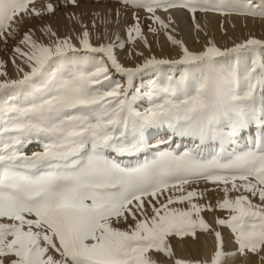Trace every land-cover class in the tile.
<instances>
[{"label":"snow or ice","instance_id":"1","mask_svg":"<svg viewBox=\"0 0 264 264\" xmlns=\"http://www.w3.org/2000/svg\"><path fill=\"white\" fill-rule=\"evenodd\" d=\"M63 2L79 6L78 0ZM119 3L143 10L149 32L164 29L180 49L178 58L152 55L135 66L120 61L116 49L126 43L139 39L151 48L133 11L126 41L114 33L115 39L93 44L81 23L76 44L46 26L42 31L55 37L49 43L29 29L12 48L16 78L0 61V264H158L152 253L173 264H223L237 254L264 264V39L249 37L224 49L209 40L191 51L167 31L172 16L166 22L157 15L158 9L184 8L194 23L197 11L264 17V0ZM57 7L0 0V39L7 43L26 18ZM148 73L151 78L136 86ZM253 125L258 131L243 150L228 151ZM154 129H165L166 139L150 143ZM177 136L190 137L191 145L173 149ZM33 142L40 150L28 154ZM145 150L151 159L120 162ZM200 181L224 194L215 209L227 214L215 218L216 227L201 215L213 205L194 202L204 192L186 187ZM220 227L230 229L235 250L224 249ZM198 230L214 235L210 259L174 258L170 238L197 239Z\"/></svg>","mask_w":264,"mask_h":264},{"label":"rangeland","instance_id":"2","mask_svg":"<svg viewBox=\"0 0 264 264\" xmlns=\"http://www.w3.org/2000/svg\"><path fill=\"white\" fill-rule=\"evenodd\" d=\"M45 2L52 3L54 5L59 3V7H57L55 9V11L53 13H51V14H43L40 17L26 18L23 21L22 24H19L17 26L19 34H17L14 39L13 38H9L7 40V43H5V41L3 39H0V61L4 62L3 70L7 72L9 78H16L15 74H13L14 72L12 71L13 68L15 67V65L12 63V55H13L12 48L15 46V44L21 38L23 32L28 31L29 29H31L34 39H36L38 41H42L44 43H49L50 40L55 39V37H51L49 33H47L46 31H42V29H44L46 26L47 27L51 26V29L54 31V29H53V27L51 25V21L52 20L54 21L55 18L58 19L61 14L62 15L68 14L69 12L71 13L74 10L73 11L74 14H73V12L71 14L75 15L76 17L79 18L77 20H74V22H73L74 28L76 29V32H77L76 36H78L80 34V32H81V23H82L81 19L82 18L79 15H77V14H79L77 12H80L81 8L85 7V6H95V7H97V10H98L99 14H102V13L105 14L107 12V9H108V13H109V14L107 13L108 14V21H109L108 24L103 23V21L101 20V24L100 25H96L95 28H93L92 25L88 27L89 31L91 33V42L93 44H98L100 42H108L110 40L115 39L114 33H119L121 39L126 41L127 40V36H126L125 29H126V27L128 25H130V24H132L134 22L133 19H132V12L136 11L139 14L140 20H141V24H142V29L144 31V34L147 36V38L149 40L151 48L149 49L148 47H145L143 45V43L139 39H136L134 43H126V46H125L124 49H122V50L121 49H116L118 58L120 59V61L125 66H135L136 63L142 62L145 57H150L152 55H155L157 58H168V59L178 58L177 56H179V54L176 57H172L171 56V52L174 51V50L178 51L179 47L177 45L171 44L168 41L167 36L165 35V30L164 29H160L159 32L155 33V34L149 32L148 28H147V25L150 24L151 21L146 18V13L143 10H141V9L125 8L123 5H121L119 3V0H78V2H79V6L78 7H74V6H71V5H65L63 0H37V7H40ZM103 5L105 6L104 9H103V12H100L99 10H100V8ZM77 9L79 11H77ZM174 9L179 10V11L182 12L184 19L186 20V22L190 26L196 27V25L198 24L200 31L203 29L202 26H201V23H200L204 19L203 17L204 16H208V15L209 16L215 15L216 23H217V21H220L217 24H220V26H221L222 30H221L220 34H222V35L225 32V24H224L225 20L222 17L226 18L227 16L232 15V16H236V17H239V18H243L242 21L237 20V22L239 24L242 23L241 25H243V26H245L247 24L245 19L253 20V21H251L252 24H257V23H260V22L264 21V17L259 16V15H255V16L248 15V14L241 15V14H239L237 12L221 14L219 12H200V11H197L195 13V23H194L193 22V14L189 13L187 11V9H184V8H174ZM117 10L119 11V16H117ZM158 10L160 12H165V11H163L161 9H158ZM169 10H172V9H169ZM59 12H60V14H59ZM114 18H118V22H120V26H117V27L115 26V28H114L113 25L111 26L112 20ZM161 18L164 19L167 22L168 16L161 17ZM221 19L223 21H221ZM77 21L80 22V24L77 23ZM121 22H122V24H121ZM173 25H174V19L172 18V23H171L169 29H167V31L170 34H172L176 39L182 40L184 42V44L188 48L191 46V48H189V50H191V51H200V50H202L208 44L209 40L214 42L217 47H220L221 49H224V48H230V47L234 46L236 43H241L244 40L248 39L249 37H253V38H256V39H264V33L261 34L258 31H257V34L255 36H253V35H247V36H244V37L240 36L239 37L240 39L231 36V38H233V40L230 41L228 39L227 42L230 41V43L227 44V46L225 44V46L223 47L224 43L217 42V40H214L216 38V34H214L213 32L208 33L207 29H204V32H203V37H205L207 39V41H206L207 43L204 42V41L202 43L203 37L199 36V38H195V34H193V33L189 34L187 36L181 35L179 33H178V35H176L177 34V30H176L175 26H173ZM119 27H120V29H119ZM155 27L158 28L159 26L155 25ZM173 29L175 31H173ZM218 29H220V28L219 27L218 28L217 27L213 28L214 32L218 31ZM97 35H99V40L97 39ZM65 36H70L68 31L65 32L64 34L57 35V37H60V38H63ZM72 41H73V43L78 44V41L74 40L73 38H72ZM195 45L204 46V47L201 48V49L192 50V46H195ZM137 49L140 52L143 53V56H139V55L136 54V50ZM130 51L132 52L131 56L128 55ZM179 52H180V50H179ZM16 63H17V60H16ZM152 75L153 74L148 73V74H144L141 77H138L135 80V85L138 86V87L142 86V84L146 83L147 80L150 79ZM173 75H175L176 77H179L180 73H179V71H177V72L173 73ZM117 78H119V77H117ZM0 79H3V77H0ZM137 106L139 107L140 105H137ZM144 106H146V103H145ZM257 131H258V129L255 127V125H253L250 129L245 130L243 132V134L237 140V143L235 145H233V146H230L228 148V151H232L233 147L236 148V150H238V151L239 150H243V148L245 146L246 138L249 135H253L254 136L257 133ZM163 135H165V129H154L153 133L151 134L149 142L152 143V144H155L156 138L159 137V136H163ZM164 139H166V135H165ZM191 143H192V140H191L190 137H179V136H177V137L174 138V142L170 145V147L175 149V148H177V145H180L179 150L183 151V146H185V145H189L190 146ZM165 146H168V145H161V148H163ZM37 150H40V148H39V145L37 143H35V142H33L29 147H27L25 149V151L28 154H31L32 151H37ZM152 156H153V153L151 151L145 150L144 152L136 153L135 155H131V156L125 155L123 157H120V162L123 165H126V166H134L137 163L143 162L145 159H151ZM186 187L189 190L191 188H197L198 190L204 192L203 197L196 198L194 202H197V203H211L213 205V210L209 211V213L211 212V214L213 216L215 214L214 219L216 217H218V216L219 217L226 216L227 213H226L225 210H220V209L217 210V209H215V204H216V201H217V199H215V196H216L215 194L222 193V191L220 190V187H218L215 184H212V183H209V182H205V181H200L198 183H194V184L188 185ZM230 195L231 196H235V195H237V193L231 192ZM211 196H213V197H211ZM207 198H209V199H207ZM161 200H163V197L161 198ZM204 200H206V201H204ZM177 206H181V205H177ZM184 206H186V204L182 205L181 207H184ZM146 207H147V205H146ZM209 213H208L207 210H204V211H202L201 215L204 217V219L210 225L215 227L216 226L215 223L213 224V223L210 222V219H209V217L207 215ZM214 222H215V220H214ZM129 223L130 224L133 223L131 218H129ZM120 226L121 227H126V225H123V224H121ZM219 230L221 231L222 236L224 238V249L226 251L235 250V248L237 246H236V244L234 242V238L232 236V233H231L230 229H228L226 227H220ZM203 233H205V232H202V231L198 230L197 231V237L199 238V235L203 234ZM198 238L196 240L193 239L192 237H184V238L172 237V238H170L169 242H170V244L172 246V249L174 251V254H175L174 258H177L176 257V251H175L176 245H177V240H179V239L181 240L182 239L181 241H183L186 244V246H187V251H188V258L187 259H189V258H190L189 260H196V259L198 260L199 259L200 261H205V259H208L201 253L200 247L197 246L198 249L196 248L197 250L196 249L194 250V248H192V245L188 244V243H191V241H193V240L196 241V243H198V241L200 240ZM187 239L189 240V242H188ZM191 250H194L195 253H194V251H191ZM152 255H153L154 259L157 260L158 264H173V260L172 259L164 257L162 254L152 253ZM195 255H196V257H194ZM192 256H193V258H192ZM229 257H226L223 260V261H226L227 258L230 259V261L227 259L228 261L225 262L226 264H228V262H229V264H242V260L244 258V257L240 256L239 254H237L235 256H229ZM246 264H260L259 257L254 256L252 254H249Z\"/></svg>","mask_w":264,"mask_h":264},{"label":"bare ground","instance_id":"3","mask_svg":"<svg viewBox=\"0 0 264 264\" xmlns=\"http://www.w3.org/2000/svg\"><path fill=\"white\" fill-rule=\"evenodd\" d=\"M104 5L100 8V12H103V9H104ZM74 11V10H73ZM72 11V12H73ZM77 11H79L78 9H77ZM71 12V13H72ZM106 12V11H105ZM70 13V12H69ZM64 14V15H60L59 16V18L58 19H54V21L52 20L51 21V25H52V27H53V29H54V32L56 33V35H59V34H64L65 32H67L68 31V33H69V35H70V37H72L74 40H77L75 37H77L76 35H77V32H76V29L74 28V25H73V22H74V19H72L71 17L73 16L71 13L70 14ZM77 13H79V14H77V15H79L82 19H81V21H82V23L83 24H87L88 25V27L89 26H91L92 25V23H93V20H95V24L96 25H100L101 24V20L102 21H104V20H108V9H107V12L104 14V13H102V14H99L98 16H95L94 15V13H99L98 12V10H97V7H95V6H85V7H82L81 8V10H80V12H77ZM108 13V14H107ZM123 13V12H122ZM59 14H60V12H59ZM73 14H74V12H73ZM125 15V14H124ZM157 15H159L160 17H166V16H169V15H171L172 16V18L174 19V25L173 26H175V28H176V30H177V34L176 35H178V33L179 34H181V35H184V36H187V35H189V34H195V38H199V36L200 37H203V32H204V29H207V31H208V33H211V32H213L214 34H216V38L214 39V40H217V42H222V43H224L223 44V47L225 46V44H226V46H227V44H229L230 43V41H232L233 40V38H231V36H233V37H236V38H238V39H240L239 37L241 36V37H244V36H247V35H253V36H255L256 34H257V31L259 32V33H261V34H263L264 33V21H262V22H260V23H257V24H252V22L251 21H253V20H250V19H245L246 20V22H247V24L245 25V26H243V25H241V24H239L238 22H237V20H240V21H242L243 20V18H239V17H236V16H232V15H229V16H227L226 18L225 17H222L224 20H225V22H224V24H225V32H224V34L222 35V34H220L221 33V26H220V24H217L218 22H220V21H217V23H216V17H215V15H213V16H204L203 18V20L200 22L201 23V26H202V30L200 31V29L199 28H197V27H193V26H190L187 22H186V20L184 19V17H183V14H182V12L181 11H179V10H176V9H172V10H169V11H167V12H160L159 10H157ZM125 19V18H124ZM75 20H77V19H75ZM127 21V20H126ZM221 21H223L222 19H221ZM77 23H79L80 24V22H78L77 21ZM48 24V23H47ZM121 24H122V22H121ZM76 25V24H75ZM114 26V28H115V26L117 27V26H120V22H118V18H114L113 20H112V23H111V26ZM78 27V26H77ZM214 27H219L220 29H218V31H216V32H214V30H213V28ZM50 28H51V26H50ZM119 29H120V27H119ZM216 29V28H215ZM115 30V29H114ZM217 30V29H216ZM53 31V30H52ZM223 32V31H222ZM222 35V36H221ZM61 36V35H60ZM230 40L229 42H227V40ZM235 39V38H234ZM201 40V39H200ZM203 41L204 42H206L207 41V39L205 38V37H203V39H202V43H203ZM207 43V42H206ZM232 43V42H231ZM204 46H197V45H195V46H192V50H194V49H201V48H203ZM189 48H191V46L189 47ZM179 48H178V51H176V50H174V51H172L171 52V56L172 57H176L178 54H180V52H179ZM178 57V56H177ZM17 63L18 64H21V66H23V67H26V66H24V65H22V62L19 60V58H17ZM14 73L13 74H15V76L17 75V70H16V67H14L13 68V70H12ZM165 138V135H163V136H159V137H157L156 138V140H155V143L158 141V140H162V139H164ZM231 194V193H230ZM216 196H215V199H217V200H219V199H223V192L222 193H220V194H215ZM233 195V194H232ZM210 197V196H209ZM211 197H213V196H211ZM207 199H209V198H207ZM211 199V198H210ZM204 201H206V200H204ZM211 201V200H210ZM208 202V201H207ZM182 206V205H181ZM218 210V209H217ZM204 213V212H203ZM208 213H209V211H208ZM208 215V217H209V219H210V222L211 223H215L214 222V216H215V214H214V216L211 214V212L209 213V214H207ZM216 227V226H215ZM199 235V234H198ZM198 238V237H197ZM177 239V238H176ZM198 239H200L199 241H198V243H196V241H191V243H188V244H191L192 245V248H194V250L197 248V246L198 247H200V251H201V253L206 257V258H208V259H210V256H211V254H212V252L214 251V249H215V239H214V235L213 234H211L210 232H208V233H203V234H200L199 235V238ZM182 240V239H181ZM180 239L179 240H177V245H176V249H175V251H176V257L177 258H180V259H187L188 258V251H187V246H186V244L183 242V241H181ZM188 240V239H187ZM196 240V239H195ZM187 242V241H186ZM188 242H189V240H188ZM228 244V243H227ZM190 245V246H191ZM189 246V247H190ZM191 248V247H190ZM191 248V249H192ZM189 249V248H188ZM198 249V248H197ZM196 249V250H197ZM194 250H191V251H194ZM194 253H195V251H194ZM203 256V257H204ZM194 257H196V255L194 256ZM192 258H193V256H192ZM201 258V257H200ZM230 258V257H229ZM247 258L248 257H244L243 258V260H242V264H246V262H247ZM190 259V258H189ZM188 259V260H189ZM208 259H205V260H208ZM228 259V258H227ZM226 259V261H230V259H228L227 260ZM197 260V259H196ZM199 260V259H198ZM226 261H223V264H226L225 262ZM255 263V262H254ZM259 263V262H258ZM228 264H229V262H228Z\"/></svg>","mask_w":264,"mask_h":264}]
</instances>
